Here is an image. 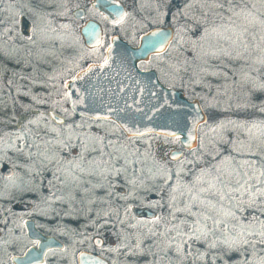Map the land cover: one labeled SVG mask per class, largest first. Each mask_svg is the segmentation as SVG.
<instances>
[{
  "label": "snow or ice",
  "instance_id": "snow-or-ice-1",
  "mask_svg": "<svg viewBox=\"0 0 264 264\" xmlns=\"http://www.w3.org/2000/svg\"><path fill=\"white\" fill-rule=\"evenodd\" d=\"M52 3L59 7L44 15L67 17L71 12L70 0ZM162 5H167V10ZM172 5L173 0H159L152 20L159 23L169 18L170 31L159 34L161 40L157 43L171 36L169 42H174L177 53L160 71L184 86L190 85L191 91L206 102L207 111L195 120L192 129L196 131L203 123L207 129L204 137L191 135L188 125L177 121L180 131H171L164 137L161 159L165 163L160 164L153 156L159 170L149 168L146 173L141 165L150 154L151 142L144 140L145 132L133 133L126 124L118 125L128 134L124 140L116 135V128L100 123L109 120L106 115L95 116L94 127L83 121H72L61 130L45 125L43 135L38 131L32 143H26L27 151L13 146L17 160L24 155L26 163L18 164L12 156L7 157L16 168L23 169L4 178L10 182L7 193L11 198L19 193L38 201L33 211L50 216L56 212V204L73 205L79 200L92 205L111 200L114 188H126L120 198L125 203L115 205L111 213L96 211L97 219L90 225L98 234L110 222L106 217L113 214L117 217L114 223L128 222L131 228L148 225L147 233L125 236L128 242L123 247L129 249V255H145L147 243L149 252L159 248L165 255L183 259L194 252L203 264H216L218 260L222 264H264V0H184L182 7ZM131 15L119 12L113 19L114 26L122 25ZM68 27L48 22L52 33ZM24 36H9L17 53H24L15 59L22 70L33 66L34 49L47 50L54 39L42 34L38 26L25 30ZM102 46V39L98 40V47ZM110 54L108 45L109 57ZM44 62H48L47 57ZM99 66H110L109 59ZM70 87L65 84L58 94L70 97ZM108 111L118 110L109 105ZM30 115H23L17 124H38ZM47 116L56 119L51 111L47 115L40 113L41 119ZM131 118L135 119L134 115ZM49 133L55 136L50 138ZM180 133L188 135L181 140ZM189 136L197 141L196 148L191 143L185 145ZM139 141H143V150L137 146ZM97 190L105 196L93 199ZM153 196L159 198L153 202ZM140 201H147V208L165 209L166 215L153 211L149 220L129 222L133 203ZM88 212L91 214V207ZM0 223L7 225V218ZM27 224L23 217L19 223L13 221L8 239H0V246L19 244L22 236L18 232ZM158 225H163L162 231ZM95 243L101 241L97 239Z\"/></svg>",
  "mask_w": 264,
  "mask_h": 264
},
{
  "label": "rangeland",
  "instance_id": "rangeland-1",
  "mask_svg": "<svg viewBox=\"0 0 264 264\" xmlns=\"http://www.w3.org/2000/svg\"><path fill=\"white\" fill-rule=\"evenodd\" d=\"M119 1L122 2L126 12H130L132 15L122 25L114 26L113 19H108L103 15L104 13L94 8V0H70L71 12L67 17L44 15L59 7L54 5L52 0H0V49H2V52H0V165H2L0 166V192H3V196H0V221L5 218L8 220L7 225L0 223V230H2L0 231V239H8L9 228L14 226L13 221L19 223L20 217H23V219L32 218L39 224L40 230L56 236L66 244L63 251L55 249L49 252L45 264H76L75 255L79 250L98 253L107 258L111 264H203V261L196 259V253L194 252L187 259H183L179 256L165 255L159 248H153L149 252L147 251V243L144 245L145 255H129V249L123 247V244L128 242L125 240V236L137 232L147 233L149 226L142 224L138 228H131L128 222L123 225L114 223L117 220L114 214L106 217L110 222L100 228L97 234L96 229L90 225L91 220L97 219L95 212L111 213L115 205L125 203L120 198L126 194V188L116 187L113 189L114 195L111 200L105 199L103 202L98 201L92 205L86 202L81 203L79 200L73 205L56 204L53 206L56 212L51 213L50 216H41L33 211L35 204L39 203L38 201L33 202L29 197H21L19 193L16 194L15 198H11L6 190L10 182L4 178L10 175L12 171H23V169L16 168L7 157L12 156L13 160L18 164L26 163L24 155H20L17 160L13 146L24 148L27 151L26 143L31 144L38 131L43 135L45 125L48 128L61 130L66 129L72 121L76 123L83 121L88 125L95 126L96 122L94 120L74 114L69 108V98L58 93L63 90L65 81L75 72L85 67L88 62L101 61L104 58V49L108 45L111 35L119 33L127 42L137 45L140 36L151 28L171 26L168 17H164L163 21L159 23L152 22L156 17L155 8L159 0ZM177 2V4H173L174 6L172 5L173 8L182 7L184 0H178ZM78 7L86 10L85 17L82 19L74 17L73 11ZM162 7L167 10V5H162ZM257 7L261 6L257 5ZM88 18L101 23L102 47H86L83 42L79 29ZM49 21H52L54 26L65 24L69 27L61 29L57 33H52L48 28ZM32 26H38L42 30V34L54 39L52 46L47 50L34 49L33 51L36 54L31 58L33 66L22 70L20 65H16L15 59L18 55L22 56L24 53H17L16 47L9 39V36L23 39L25 38V30H30ZM12 29L14 31H10ZM49 52H54L55 55H49ZM176 55L175 44L172 42L167 52L153 57L148 63L142 62L144 63L143 67L153 68L156 72H159L160 80L165 85L172 87L174 84L175 86L173 87L186 92L185 95L188 98L198 99L206 112V102L200 100L191 91L190 85L184 86L174 77L162 75L160 69L165 67L171 58ZM45 57H47V63L44 62ZM68 69L73 71L68 72ZM22 76L24 77L23 79L21 78ZM37 101H43V103H37ZM48 111L65 119L63 120L64 123L52 119L51 116L41 119L40 113L47 115ZM29 114H31L29 116L30 119L39 123L29 125L27 121H24L21 125L17 124V121L21 120L23 115ZM75 116L78 117L75 118ZM100 123H104L106 127L116 128V135L127 140V136L124 135L123 131L116 124H111L110 120L101 121ZM29 128L31 131H28ZM206 131V126L204 124L201 125L198 129V136L204 137ZM208 135H218V133H208ZM49 136L50 138L54 137L55 133H49ZM164 137L153 134H148L144 137V140L151 142L150 154L144 160L143 165H141L146 173L149 168H152L155 172L159 170V164L154 163L153 156L160 164L165 163L161 159V154L165 151L162 147ZM137 146L141 147L142 150L145 147L143 141H139ZM175 147H179V144H176ZM184 155H189L188 151H184ZM175 166L171 165V167ZM100 196H105V193L102 190H97L92 198L96 199ZM158 198V196H153V202ZM146 204L147 201L133 203V210L128 213V221L135 223L136 220L146 221L151 219V215L148 216L145 212L142 215H138L139 211L136 212L138 209H148L150 212L155 211L158 215H166L165 209L147 208L145 207ZM41 207L46 206L41 204ZM89 207L92 208L91 214L88 212ZM246 214L250 215L251 212ZM52 216L55 218H51ZM77 217L79 218L77 219ZM157 227L160 231L163 230V225H158ZM18 234L22 236L19 244L2 246L10 255L13 253L20 254L26 247L33 244L27 238L24 227L19 230ZM97 239L101 243H95ZM81 241L83 242L81 243ZM135 242L133 235L132 244L134 245ZM185 252L187 253V246L185 247ZM9 258L1 264H11ZM208 264H211V261ZM216 264H222V262L218 260Z\"/></svg>",
  "mask_w": 264,
  "mask_h": 264
},
{
  "label": "water",
  "instance_id": "water-1",
  "mask_svg": "<svg viewBox=\"0 0 264 264\" xmlns=\"http://www.w3.org/2000/svg\"><path fill=\"white\" fill-rule=\"evenodd\" d=\"M95 3L113 18L121 11L126 12L119 0H96ZM73 14L76 19L84 18V8L75 9ZM170 27L151 28L140 36L137 45L127 42L119 33L111 35L108 43L111 45L110 57L107 45L101 61L88 62L76 72L80 73L79 76L75 73L65 81V84H71L67 89L71 93L68 97L70 110L78 116L90 119L97 115H106L110 121H115L117 126L126 124L132 128L133 133L139 130L147 135L164 136L171 131L179 132L176 127L179 121L188 125V133L198 135L199 128L194 132L192 129L195 127V120L205 114L201 102L196 98H188L186 92L179 88L165 85L155 70H142L138 67L141 62H148L152 55L167 52L172 37H167L164 43L157 41L161 40L159 34L168 33ZM79 32L86 47L90 48L97 47L98 40H101L103 35L101 23L94 19L85 20ZM105 58L109 59L110 66H99L103 65ZM109 105L118 111L109 112ZM53 115L58 122L65 120ZM133 115L135 119L131 118ZM117 116L120 119H117ZM119 129L125 136L128 135L124 129ZM188 133H180L181 140H184ZM188 143H191L193 148L197 146V141H193L191 136L185 140V145ZM184 151H188L186 146ZM145 213L150 216L152 212L147 209ZM24 220L28 221L24 226L25 234L33 244L26 247L22 253L12 255L11 264H45L49 252L65 249L66 244L56 236L40 230L34 219ZM36 240L39 244L34 243ZM75 258L76 264H111L107 258L93 251L79 250Z\"/></svg>",
  "mask_w": 264,
  "mask_h": 264
},
{
  "label": "flooded vegetation",
  "instance_id": "flooded-vegetation-1",
  "mask_svg": "<svg viewBox=\"0 0 264 264\" xmlns=\"http://www.w3.org/2000/svg\"><path fill=\"white\" fill-rule=\"evenodd\" d=\"M94 1H96V0H94ZM78 8H79V7H78ZM80 8H82V7H80ZM94 8L97 9V10H99V11H101L102 13H104L103 15H105V17H107L108 19H110V20L114 19L113 16H112L111 14H109V12H107V11H106L104 8H102L101 6L96 5V3H94ZM84 11H85V13H86V10H85V9H84ZM84 17H85V16H84ZM88 19H92V18H88ZM86 20H87V19H86ZM101 27H102V26H101ZM158 55H160V54H158ZM158 55H152V56L150 57V60H151L153 57L158 56ZM150 60H149V61H150ZM149 61H148V62H149ZM148 62H145V63H148ZM143 64H144V63L141 62V63L138 65V67L141 68L142 70H150V69L154 70L153 68H149V67H148V68H144V67H143ZM75 73H76V72H75ZM75 73H74V74H75ZM156 73H158L157 75H158V77L160 78L159 72H156ZM74 74H73V75H74ZM73 75H72V76H73ZM72 76H71L70 78H72ZM80 117H81V116H80ZM82 118H85V117H82ZM92 120H94V119H92ZM60 123H61V122H60ZM145 210H146V209H138L136 212L139 211V212H138L139 214H138V213H137V214H138V215H142L143 212H145Z\"/></svg>",
  "mask_w": 264,
  "mask_h": 264
},
{
  "label": "trees",
  "instance_id": "trees-1",
  "mask_svg": "<svg viewBox=\"0 0 264 264\" xmlns=\"http://www.w3.org/2000/svg\"><path fill=\"white\" fill-rule=\"evenodd\" d=\"M178 0H173V4L175 5V4H177L178 2H177ZM176 2V3H175ZM173 5V6H174ZM78 116H75V118H77ZM89 120V119H88ZM159 137H164V136H160V135H158ZM37 223V222H36ZM39 225V224H38ZM15 253H13V254H9V252H7L6 250H4V247H2V246H0V264L3 262V261H6V260H8V258H9V255H10V258H11V256L12 255H14ZM10 258H9V260H10Z\"/></svg>",
  "mask_w": 264,
  "mask_h": 264
}]
</instances>
